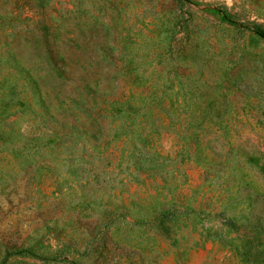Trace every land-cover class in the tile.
I'll list each match as a JSON object with an SVG mask.
<instances>
[{
  "label": "rangeland",
  "instance_id": "1",
  "mask_svg": "<svg viewBox=\"0 0 264 264\" xmlns=\"http://www.w3.org/2000/svg\"><path fill=\"white\" fill-rule=\"evenodd\" d=\"M264 0H0V264H264Z\"/></svg>",
  "mask_w": 264,
  "mask_h": 264
},
{
  "label": "trees",
  "instance_id": "2",
  "mask_svg": "<svg viewBox=\"0 0 264 264\" xmlns=\"http://www.w3.org/2000/svg\"><path fill=\"white\" fill-rule=\"evenodd\" d=\"M250 29L253 32H255V33H257V34H259V35L264 37V29L262 27H260L259 25H255V24L251 25Z\"/></svg>",
  "mask_w": 264,
  "mask_h": 264
}]
</instances>
